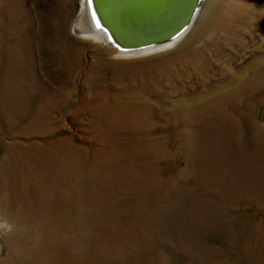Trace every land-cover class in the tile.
Here are the masks:
<instances>
[{"label": "rangeland", "instance_id": "1", "mask_svg": "<svg viewBox=\"0 0 264 264\" xmlns=\"http://www.w3.org/2000/svg\"><path fill=\"white\" fill-rule=\"evenodd\" d=\"M80 10L0 0V264H264V0L138 59Z\"/></svg>", "mask_w": 264, "mask_h": 264}, {"label": "water", "instance_id": "2", "mask_svg": "<svg viewBox=\"0 0 264 264\" xmlns=\"http://www.w3.org/2000/svg\"><path fill=\"white\" fill-rule=\"evenodd\" d=\"M203 1L87 0L86 22L92 24L95 20L113 47L123 51L139 50L167 43L186 32Z\"/></svg>", "mask_w": 264, "mask_h": 264}, {"label": "bare ground", "instance_id": "3", "mask_svg": "<svg viewBox=\"0 0 264 264\" xmlns=\"http://www.w3.org/2000/svg\"><path fill=\"white\" fill-rule=\"evenodd\" d=\"M218 0H209L208 2H202V5L199 9V12L196 16V19L194 20L195 23L193 22V26L190 28V32H186L185 30L179 34L177 37H175L174 39L168 41L167 43H163V44H158V45H154V46H150L147 48H143V49H139V50H119V48H115L113 47V45H109V41L107 40V35L106 33L102 30L99 29V26H97V22L95 20H93V23L90 24L86 21H88V17L86 13H89L88 9H86L87 6V0H81V10L79 12V15L77 16V18L75 19L74 23L72 24V32L79 38L80 37H85L88 36L93 40H98L100 41L103 46H105L106 48H108L105 53L106 54H111L114 57H119V58H126V59H138L141 57H145L149 54H153V53H157L159 51L165 50V49H170L173 47H177L179 44H181V41L183 40V38H185L189 33L190 35H188V38H190L199 28V26L202 24V22L204 21L206 14H207V10L209 8H213L214 5L216 4ZM92 19V17H91ZM89 19V20H91ZM189 30V29H188ZM98 49H104L102 48L100 45L96 46ZM255 80H253V84H258L261 81L257 78H254ZM247 83H243V85H246ZM237 95H234V97H236ZM114 109L115 111H119L121 113H125L127 112H131L133 110L138 109V106L135 104V102H132V99H127L125 101H119V100H114ZM99 106H100V102H99ZM113 109V110H114ZM183 120L185 122H188L189 119L182 116ZM188 120V121H187Z\"/></svg>", "mask_w": 264, "mask_h": 264}, {"label": "clouds", "instance_id": "4", "mask_svg": "<svg viewBox=\"0 0 264 264\" xmlns=\"http://www.w3.org/2000/svg\"><path fill=\"white\" fill-rule=\"evenodd\" d=\"M0 227H4V225L3 224H0Z\"/></svg>", "mask_w": 264, "mask_h": 264}]
</instances>
